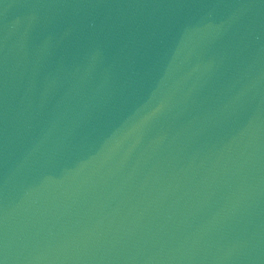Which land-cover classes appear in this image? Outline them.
Returning <instances> with one entry per match:
<instances>
[{"label":"water","instance_id":"95a60500","mask_svg":"<svg viewBox=\"0 0 264 264\" xmlns=\"http://www.w3.org/2000/svg\"><path fill=\"white\" fill-rule=\"evenodd\" d=\"M0 264H264V0H0Z\"/></svg>","mask_w":264,"mask_h":264}]
</instances>
